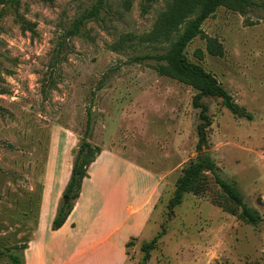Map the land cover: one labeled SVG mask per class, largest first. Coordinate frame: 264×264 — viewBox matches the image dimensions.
Instances as JSON below:
<instances>
[{
  "label": "rangeland",
  "instance_id": "obj_1",
  "mask_svg": "<svg viewBox=\"0 0 264 264\" xmlns=\"http://www.w3.org/2000/svg\"><path fill=\"white\" fill-rule=\"evenodd\" d=\"M253 1L260 6L219 7L184 50L253 115L238 118L218 98H203L211 125L199 150L197 91L157 73L153 59L139 60L170 48L196 15L197 0H104L73 36V22L96 0L0 5V263L31 238L49 156L68 147L75 159L90 109L86 141L118 149L161 180L147 226L125 245V264H264V0ZM200 154L236 182L259 212L258 224L238 216L206 169L170 214L168 200ZM65 174H57L58 185ZM161 227L143 261L141 245Z\"/></svg>",
  "mask_w": 264,
  "mask_h": 264
},
{
  "label": "crops",
  "instance_id": "obj_2",
  "mask_svg": "<svg viewBox=\"0 0 264 264\" xmlns=\"http://www.w3.org/2000/svg\"><path fill=\"white\" fill-rule=\"evenodd\" d=\"M75 152L64 147L49 156L38 222L24 251L25 264H125L127 241L147 226L161 180L152 169L109 146L89 166L65 223L51 230ZM63 169L66 174L58 185L57 174Z\"/></svg>",
  "mask_w": 264,
  "mask_h": 264
},
{
  "label": "trees",
  "instance_id": "obj_3",
  "mask_svg": "<svg viewBox=\"0 0 264 264\" xmlns=\"http://www.w3.org/2000/svg\"><path fill=\"white\" fill-rule=\"evenodd\" d=\"M103 1L104 0H96V3L87 13L83 14L73 22L72 28L69 31L70 36L76 35L79 28L86 20L97 16ZM17 4L18 0H0V5H2V7H15ZM197 6L198 11L196 15L187 21L183 32L164 54L146 55L139 58V60L153 59L157 64V73L186 82L197 91V94L192 99V105L195 109L199 110V124L196 127V148L199 150L206 146V130L211 125L208 116V107L202 102L203 98H218L220 100V105L238 118L252 120L253 115L245 108L238 105L233 96L221 84H219L212 75L205 72L201 66L189 62L185 57L184 50L195 37L202 35V23L205 19L213 15L219 7L240 10L244 8L258 7L260 4L253 0H197ZM209 48H211L210 45ZM211 51L213 54H217L214 48L213 50L211 49ZM91 122L92 112L88 109L86 112L83 139L78 145L71 176L62 194V197H66L67 201L64 202L62 200L57 209L56 215L51 222V230L53 231L61 228L70 215L74 207V202L79 198L83 179L88 177L85 168L93 163L102 151L99 147L93 146L86 141L91 129ZM203 169H206L212 175L215 184L219 187L226 198L240 209L238 216L241 219L253 226L261 221L259 212L244 202L243 194L237 188L236 182L227 180L217 173L215 165L209 158L208 154H204V156L199 155L196 162L190 163L188 167L184 169L182 176L179 178L175 186L173 196L168 200L170 214L174 207L181 204L183 195L191 192L190 187L193 181ZM168 220L169 218H167V221ZM163 235L164 228L161 227V231L155 237L141 245L140 251L143 253V261H146L149 258L150 251L156 247V244ZM132 240L133 239H131V241ZM28 242L23 246L21 253H14L12 251L7 252L5 254L6 262L0 264H25L24 250L28 247ZM129 245L130 242L126 244V247ZM0 255L2 254L0 253Z\"/></svg>",
  "mask_w": 264,
  "mask_h": 264
},
{
  "label": "water",
  "instance_id": "obj_4",
  "mask_svg": "<svg viewBox=\"0 0 264 264\" xmlns=\"http://www.w3.org/2000/svg\"><path fill=\"white\" fill-rule=\"evenodd\" d=\"M201 156H204V154H200ZM62 200L64 201V202H66L67 201V198L66 197H62Z\"/></svg>",
  "mask_w": 264,
  "mask_h": 264
}]
</instances>
